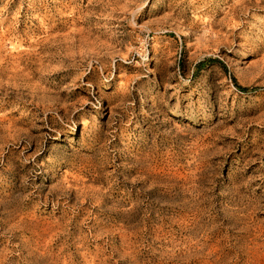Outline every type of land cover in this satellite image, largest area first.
Instances as JSON below:
<instances>
[{"label": "rangeland", "instance_id": "rangeland-1", "mask_svg": "<svg viewBox=\"0 0 264 264\" xmlns=\"http://www.w3.org/2000/svg\"><path fill=\"white\" fill-rule=\"evenodd\" d=\"M0 264H264V0H0Z\"/></svg>", "mask_w": 264, "mask_h": 264}]
</instances>
